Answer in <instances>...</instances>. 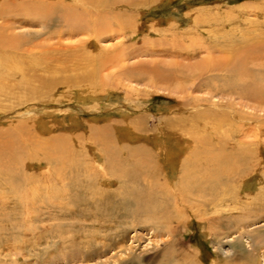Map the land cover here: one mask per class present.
<instances>
[{
  "label": "rangeland",
  "instance_id": "obj_1",
  "mask_svg": "<svg viewBox=\"0 0 264 264\" xmlns=\"http://www.w3.org/2000/svg\"><path fill=\"white\" fill-rule=\"evenodd\" d=\"M111 1L116 3L115 11L125 14L122 18L123 28L115 31L119 27L114 25L113 31L109 28L99 30V36L95 41L91 40L93 45L86 43L88 33L79 31L67 22V25L62 23L60 19L57 20V15L54 22L49 21L50 25L45 20L47 18L33 17L23 10L20 13L11 12V17L0 18V26L3 25V29L9 26L8 30L16 35L35 38L31 45L36 44L37 53L46 49L54 51L50 53H62V68L77 64L72 58L73 55L84 52L96 54L100 58L98 61H103L100 74L111 77L112 87L110 93L105 94L102 101L98 100L96 103L101 105L104 102L114 106L96 108L93 107L94 101L82 103L67 100L63 99L65 94H62V104L59 105L44 108L41 103H29L0 114V121L4 122L18 120L20 117L13 116L27 109L31 112L41 109L47 112L62 110L61 116L46 122V129L39 127L36 122L28 124L29 128L22 132L24 138L32 136L38 141L52 137L62 139V145L66 144L69 151H72L71 156L76 165L68 162L62 168V187L67 188L71 183L81 182L83 191L89 180L93 186L97 183V187L95 185L93 189L98 188L95 189L98 193L92 192L94 195H91V192L79 191L81 189L78 188L62 192L60 220L48 219L47 212L44 211L45 214H42V221L39 223L25 224L22 221L17 228L7 224L4 227V224H0V264H264V211L256 210L258 202H262L261 205L264 206V103H257L254 98L249 100L237 97L228 89L225 93L212 95L207 93L209 86H204L207 85L205 82L212 84L206 78L207 73L201 72V77H197L198 73L195 71L193 75L197 78L184 82L181 89H174L172 85L168 87L170 89H167L166 85L155 86L153 82L131 79L127 74L119 73L123 68L129 70L137 65L146 67L159 65L166 69L175 61L184 65L185 63L199 65L202 60L210 57L211 53L207 52L209 46L224 49L240 43L242 39L264 37V0ZM71 2L62 0V7L70 6ZM129 2L138 5L128 7ZM53 12L59 13L60 9L56 7ZM62 14L64 15L63 9ZM171 52H188L192 53V56L189 59H183L184 57L179 55L172 57ZM101 54L107 60L101 58ZM260 69L253 78L256 82L251 79L248 81L264 89V68ZM228 82L230 84L231 81ZM228 82L224 81V87L230 86ZM199 83L201 89L195 87V84ZM250 83L240 82L238 86L240 88L237 89L244 88L246 93L247 90L250 92ZM216 84L219 86L222 80L215 81ZM68 91V87L62 86V93L67 94ZM27 93L22 88H12L7 93H1L0 108L14 105L26 97ZM123 101L126 109L121 107ZM178 101L189 105L186 115L174 113L173 107ZM115 106L121 107L126 114H122L124 111L119 113ZM205 108L208 113L196 115ZM164 118L185 121L186 132L191 130L190 133L183 131L188 137L199 135L202 133L200 131L202 124L210 126L213 124L212 121L216 120L221 122L222 126L218 129L219 134L241 143L244 150L242 154L245 156L241 161V167L244 168L249 162L252 174L238 184L240 190H236L239 182L236 181L237 178L234 179L237 183H227L230 188L228 189L234 190V193H228L225 188L224 193L227 192V196L225 195V201L221 203V209L218 208L221 211H216L210 206L203 213L208 217L223 213L222 215L227 216L226 224L218 226L214 223L210 225L211 223L199 222L189 213L180 215L176 222L164 224L151 217L145 218L138 205L136 206L135 199L133 197L131 199L132 195L116 196L113 193L120 183L110 172L101 171L95 155L104 147L113 148L114 144L140 145L148 150L154 157L153 164L157 168L159 183L167 179V171L172 176L171 168L165 171L164 163L154 146V138L160 133ZM195 118L201 119L199 125ZM16 128L12 123H0V145L17 135L19 131H16ZM125 128L135 133L138 138L128 140ZM174 130L180 131L182 128L176 125ZM164 141L167 142L166 139ZM230 141L232 140H225L228 144ZM36 154L38 156L35 158L24 159L21 171L32 178L23 182L21 189L23 192L26 191L28 202L41 205V200L48 198V190L53 188V184L46 179L47 172L53 168L51 164H46L39 152L36 151ZM245 168L247 169V166ZM253 173L255 177L251 178ZM173 174L174 180L178 173ZM102 179H106L107 183L113 182V185L105 184ZM129 187L139 190L144 188L133 183H130ZM89 201L91 204H87ZM42 204L45 205V202ZM11 206L13 203H8L9 212ZM68 208L69 211H66ZM10 214L8 216L6 213L12 218ZM41 225L49 230H42ZM6 226L12 232L18 233V239L10 237L9 231L5 232L7 229L3 230L7 228ZM30 226L36 227L35 232Z\"/></svg>",
  "mask_w": 264,
  "mask_h": 264
},
{
  "label": "bare ground",
  "instance_id": "obj_2",
  "mask_svg": "<svg viewBox=\"0 0 264 264\" xmlns=\"http://www.w3.org/2000/svg\"><path fill=\"white\" fill-rule=\"evenodd\" d=\"M71 1V4H69L70 6L62 7V0H56L55 2L51 1L52 3L43 0H30V2L27 3L16 0H0V18L4 19L5 17L10 16L11 12L15 13L16 11L20 13L23 10L31 16L33 15V17L40 16L42 19L47 18L45 20L50 25L51 23L49 21L56 19L55 17L57 15V20L60 19L59 21L62 23L66 25L68 23V25L77 28L79 31L88 33L89 37L87 38L86 43H91V45H93L92 41H95V38L99 36V30L101 31L105 28H109L113 31L114 25L119 27V29L116 28L115 31H120L123 28L121 25L123 24L122 18L125 14L115 11L116 9L114 10L116 5L114 1ZM134 4L138 5L137 3ZM134 4H130L129 2L128 7L134 6ZM121 6H123V4ZM56 7L60 9L59 13L53 12ZM62 9L64 10V15L62 14ZM62 15L64 16L63 20ZM8 27L9 26L3 29V25L0 26V94L7 93L12 88H22L28 93L26 97L20 99L14 105L1 107L0 114L8 113L15 108L29 103H41L44 108L51 105H59L62 104V94H65L63 99L67 100H77L82 103L94 101L95 104L93 107L96 108L114 107L109 103L106 104L103 102L101 105L96 103L98 100L102 101V97L105 94L110 93L109 91L112 90V87H110L111 77H104V75L100 74V68L102 67L103 61H98L100 58L96 54L84 52L76 56L73 55V57L71 55L77 64L74 63V66L71 64L72 67L62 68V53H50L54 51L48 49L44 52L39 51L37 53V50H35L36 42L33 43L35 45H31L35 38H25L16 35L8 30ZM260 37L261 38L254 36L250 40L242 39L240 43L233 44L224 49L216 48L217 46L215 47L213 45L209 46L207 52L211 53L209 54L210 57L202 60L199 65H190L186 63L184 65L175 61L172 64L170 63L166 69L159 65L151 67L137 65L138 67L135 66V68H128L129 70L123 68L119 73L127 74L131 79L153 82V85L155 86L166 85L167 89H170L168 87L171 85L174 89H181L184 82L188 80L194 81L195 78L199 76L201 77V72L204 74L207 73L206 78L212 82V84L205 82L207 85L204 86H209L207 88V93H210L211 95L213 93H225L228 89L230 90V93L237 97L241 96L242 98L245 97L249 100H253L254 98L257 103L261 104L264 103V89L253 83L256 82L253 78H255L257 71L260 67L262 69L264 68V63H262L264 61V37ZM191 54L192 53L188 52H171L172 57H178L177 55H179L182 58L184 57L183 59H189L190 56H192ZM102 57L104 60L106 59L103 54H101V58ZM117 63L115 65H117ZM40 69L41 72H39ZM195 71L198 73L197 77H194L193 75ZM189 76L191 77L189 78ZM219 79L222 80V84L219 86L218 84L215 85V81H220ZM248 79L253 80V82L248 81ZM224 81H231L230 84L228 82L230 86L224 87ZM243 81L246 83L251 82L249 84L250 92L247 90L246 93V90H243L244 88L237 89L240 88L238 87L239 83ZM113 84L112 86H114ZM200 85L201 83L198 85L195 84V87L201 89ZM62 86L69 88L67 94L66 92L62 93ZM54 90L56 92H53ZM179 92L182 94L181 91ZM124 101L121 102V107L126 109ZM115 107L119 113L124 111L123 109H120L121 107ZM188 108L189 105H187V103L184 104L182 101H178L176 102L175 107H173V111L177 114L186 115L188 113ZM206 111L208 110L205 108L204 110L199 111L196 115L208 113ZM122 114L125 115L126 111ZM61 115L62 110H50L47 112L44 109H41L39 111L35 110L31 112L27 109L25 112L21 114L16 113V115L13 116L15 118L20 117L18 120L0 121L1 124L12 123V125L17 127L16 131H19L16 136L12 137V139H9V141L0 145V224H4V227L7 224V226L10 225L17 228L20 227V222L22 221L25 224L39 223L42 221V214H45L44 211L47 212L48 219H53L55 221L58 219L60 220L62 219V192L69 191L71 188H78L81 189L79 191H82L83 185L81 182L74 184L71 183L70 187H67L68 189L65 186V188L62 187V168H64L68 162L75 165L71 156L72 151H69L66 144L62 145V139L52 137L46 140L39 139L40 141H38V139L34 140L36 137L32 136L31 138H24V133H22L25 128H29L28 124L35 122L39 127L46 129V122L49 119L57 118ZM200 120V118H195L198 125L199 122H201ZM184 122L185 121H181L178 118L173 120H166V118H164V121L162 122L163 126L159 129V134L161 135L158 134L156 135L157 138H154V146L160 155V160L164 163L165 171H167L168 168H171L172 176L175 172L179 174H177L174 180L167 171V179L163 183L158 182L157 168L153 164L154 157L148 150L140 145L132 146L127 143H120L119 145L114 144V147L111 149L104 147L95 155L97 165L101 168L103 173L107 171L110 172L112 177L120 183L113 193L116 194V196L119 194L132 195L131 199L132 197L135 199L136 206L138 205V209H140V212L145 215V218L146 216L151 217L155 220H159V222L168 224L179 220L181 217L180 215L189 213L190 216L192 215L197 218L199 222L203 221L204 223H211L210 225L214 223L218 226H222L227 223L226 215H222L223 213H221L219 216L208 217L204 216L203 213L206 209L208 210L210 206L216 211H221L218 210V208L221 209V203L225 201L224 197L225 195L227 196V192L234 193V190H229L230 188L227 183H237L236 181L238 180V185L245 177L252 174V168L248 166L249 162H247V165H244V168L247 166V169L241 167V161L245 159L244 154H242L244 153V150L241 148V143L230 137L228 138V136L224 134H219L218 129L222 127L220 126L221 122L213 120V124L210 126L202 124L200 128L202 133H199V135L194 134L192 137L186 136L187 134L185 133H190L191 130L186 132ZM176 125L179 126V128H182V130L175 131L174 129H176ZM106 130H104V132ZM124 132L128 133V140L138 138V136L128 128H125ZM227 138L232 140L229 144L228 142H225V140H228ZM165 139L167 142L164 141ZM36 151L41 154V157L46 164H51L53 168V170H49L46 175L47 181L53 184V188L48 190V198L46 200H41V205L34 204L32 201L28 202L26 191L23 192L21 189L24 184L23 182L32 178L30 175L21 171L24 159L35 158L37 155ZM96 173L94 174L96 175ZM250 177H255V174L253 173ZM234 179H236V181H234ZM103 181L105 184L113 185V182L107 183L108 181L106 179ZM86 183V187L84 185L83 188L84 193H98V191H96L98 188H95L96 190L92 188L97 183L94 186L89 180ZM130 183L139 186L141 185L144 188L142 187L143 189L141 190L131 188L129 187ZM95 187H97V185ZM225 188H227L226 194L224 193ZM102 189L104 190V188ZM102 189L100 190L102 191ZM238 189L240 190L239 185L236 190ZM103 192L104 191H102V194H104ZM91 195H94V193ZM90 201L87 204H91ZM44 202L45 205L42 204ZM8 203H13L10 212L7 210ZM261 203L258 202V204H256L257 211H264V206H262ZM66 211H69V208L66 209ZM6 213L8 216L11 213L10 215H12V218H9ZM237 226H239L238 223ZM30 228L35 232V226H30ZM40 228L42 230L47 229L43 225H41ZM59 229L61 230V228ZM3 230H5V232L9 231L8 234H10V237L13 239H18L19 236L17 235V232H12L8 227ZM62 232L64 233V231Z\"/></svg>",
  "mask_w": 264,
  "mask_h": 264
}]
</instances>
